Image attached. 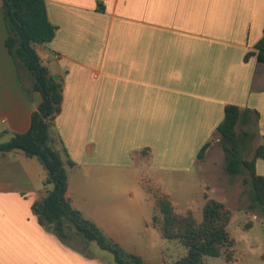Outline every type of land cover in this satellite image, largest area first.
<instances>
[{
    "label": "crops",
    "instance_id": "1",
    "mask_svg": "<svg viewBox=\"0 0 264 264\" xmlns=\"http://www.w3.org/2000/svg\"><path fill=\"white\" fill-rule=\"evenodd\" d=\"M45 3L56 33L36 48L63 83L52 136L68 170L67 197L144 264H170L157 247L163 236L155 222L157 199L168 195L139 185L143 199L127 197L124 185H115L116 174L192 171L202 147L210 143L205 156H211L219 144L227 105L240 108L236 128L252 134L245 144L254 158L264 145V62L256 49L264 35V0ZM2 6L0 0V144L29 130L42 101L6 46ZM256 171L264 176V159H257ZM46 177L37 158L0 153V264H117L99 246L79 247L71 232L63 241L39 223L32 206L52 188ZM134 210L136 224L127 221ZM151 235L149 245L144 240ZM223 258L224 264H264V250L233 249L232 259Z\"/></svg>",
    "mask_w": 264,
    "mask_h": 264
},
{
    "label": "trees",
    "instance_id": "2",
    "mask_svg": "<svg viewBox=\"0 0 264 264\" xmlns=\"http://www.w3.org/2000/svg\"><path fill=\"white\" fill-rule=\"evenodd\" d=\"M2 8L8 28L6 46L18 66L29 73L33 90L42 97L38 109L32 114L29 130L14 134L10 141L0 144V153L22 151L28 157H42L46 163L49 173L45 184L52 188L33 204V213L41 225L51 228L63 241L75 231L86 242H95L102 250L110 252L117 264H144L141 256L127 252L94 222L86 219L67 197L68 170L52 136L54 121L62 107L63 83L51 75L36 48L37 44L51 42L56 33L48 19L45 0H3ZM256 49L259 60L264 62V35ZM240 117L238 106L227 105L224 118L217 127L219 144L225 156L224 170L230 176L248 170L250 177L244 182L252 186L250 205L264 208V176L256 171L257 159H264V145L258 147L253 159L242 156V147L252 134L238 132L236 127ZM209 146L207 143L202 147L198 159L204 158ZM68 163L75 165L71 160ZM157 210L159 216L155 222L166 242L162 253L170 264H208V257L232 259L231 249L235 244L229 231L232 212L222 201L206 196L201 220L192 209L177 212L166 195L158 197Z\"/></svg>",
    "mask_w": 264,
    "mask_h": 264
},
{
    "label": "rangeland",
    "instance_id": "3",
    "mask_svg": "<svg viewBox=\"0 0 264 264\" xmlns=\"http://www.w3.org/2000/svg\"><path fill=\"white\" fill-rule=\"evenodd\" d=\"M243 129L244 126H240L238 132ZM241 153L245 159L251 160L254 153L252 145L244 144ZM224 166L225 156L222 147L220 144H214L212 155L204 156L190 172L171 173L159 171L155 173L142 168L139 170L134 169L126 173L118 172L115 185H124L121 187V191L127 197L130 193H134L135 198L142 199L143 193L139 185H144V188L147 185L150 188L149 192L159 191L167 194L175 203L178 212L185 213L191 208L199 220L202 219V206L206 201V196L222 201L232 212L229 231L235 240V244L231 250L235 249L237 253L245 250L257 255L264 250V208H252L250 205L252 186L250 183L244 182L245 179L250 177L249 171L244 170L237 176H230L225 172ZM136 213L137 211L134 210V216L127 218L129 223H135L137 220ZM71 233L73 236L71 241L77 246L86 248L90 245L100 249L95 242H86L75 231ZM144 241L152 245L153 236L147 237ZM165 246V240L159 236L158 249ZM155 255L157 257V254ZM223 257L225 256L208 257L206 261L208 264H224ZM253 264H260V260H253Z\"/></svg>",
    "mask_w": 264,
    "mask_h": 264
},
{
    "label": "water",
    "instance_id": "4",
    "mask_svg": "<svg viewBox=\"0 0 264 264\" xmlns=\"http://www.w3.org/2000/svg\"><path fill=\"white\" fill-rule=\"evenodd\" d=\"M54 78L57 79L56 76H54ZM37 161H38V163L42 166L43 170H45L46 173L48 174L49 171H48V169H47L46 163H45V161L43 160V158H42V157H37Z\"/></svg>",
    "mask_w": 264,
    "mask_h": 264
}]
</instances>
